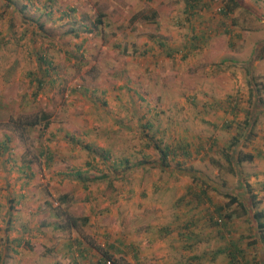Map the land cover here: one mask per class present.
<instances>
[{
	"label": "rangeland",
	"instance_id": "obj_1",
	"mask_svg": "<svg viewBox=\"0 0 264 264\" xmlns=\"http://www.w3.org/2000/svg\"><path fill=\"white\" fill-rule=\"evenodd\" d=\"M255 209L264 0H0V264H264Z\"/></svg>",
	"mask_w": 264,
	"mask_h": 264
},
{
	"label": "trees",
	"instance_id": "obj_2",
	"mask_svg": "<svg viewBox=\"0 0 264 264\" xmlns=\"http://www.w3.org/2000/svg\"><path fill=\"white\" fill-rule=\"evenodd\" d=\"M42 61L41 62H44V59H41ZM38 82H39V85H40V80H38ZM261 99V98H260ZM259 100V99H258ZM36 120H32L31 122H28V124H30V125H35L36 124ZM2 146H4V148H6L5 147V143H3L2 144ZM162 154H161V160L163 161V159H164V157H165V152H161ZM252 158V155L251 154H248V153H243V154H238V156H237V161H242V160H246V159H251ZM74 173H75V176L76 177H78V176H80V174H81V172L79 171V170H75L74 171ZM65 195H62V196H60L59 198H60V202L62 203V202H64L65 201V197H64ZM226 197H228V200H227V202H226V204H231V203H235L237 206H243L242 205V202L241 201H239L234 195H227ZM253 205L255 206V204L253 203ZM220 210V208H218V210H217V212ZM252 217H253V219H254V221H255V223H256V226H257V229L258 230H263V228H264V223L262 222V218H263V212L262 211H260V210H256L255 209V211H253V214H252ZM229 219H231L232 217L231 216H229L228 217ZM77 220H78V218L77 217H71V216H67L66 217V221H67V225L69 226V227H75L76 226V224H77ZM66 225V226H67ZM54 227L56 228L57 226L54 224ZM61 228H62V226H61ZM95 247V249L102 255V256H104L105 258H107V259H110V254H108L107 252H106V250H102V249H100L98 246H94ZM72 255V254H71ZM254 264H259V262H257V261H254Z\"/></svg>",
	"mask_w": 264,
	"mask_h": 264
},
{
	"label": "crops",
	"instance_id": "obj_3",
	"mask_svg": "<svg viewBox=\"0 0 264 264\" xmlns=\"http://www.w3.org/2000/svg\"><path fill=\"white\" fill-rule=\"evenodd\" d=\"M184 248V247H183ZM182 247H180L179 249H172V253L171 254H174V253H177V254H179V253H181L183 250H185V249H183ZM178 251V252H177ZM70 254H73L72 252L70 253ZM77 253L75 252L73 255L75 256ZM182 257V262H178V263H176L175 261H172L174 264H185L186 263V259H187V256L185 257V256H181ZM99 260V259H98ZM168 261V260H167ZM90 264H96V261L95 262H93V263H90ZM98 264H103V263H98ZM166 264H170V263H166ZM172 264V263H171Z\"/></svg>",
	"mask_w": 264,
	"mask_h": 264
}]
</instances>
